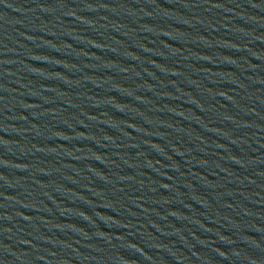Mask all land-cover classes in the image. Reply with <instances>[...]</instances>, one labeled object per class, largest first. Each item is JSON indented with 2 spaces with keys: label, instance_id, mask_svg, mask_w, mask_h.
<instances>
[{
  "label": "water",
  "instance_id": "95a60500",
  "mask_svg": "<svg viewBox=\"0 0 264 264\" xmlns=\"http://www.w3.org/2000/svg\"><path fill=\"white\" fill-rule=\"evenodd\" d=\"M0 264H264V0H0Z\"/></svg>",
  "mask_w": 264,
  "mask_h": 264
}]
</instances>
